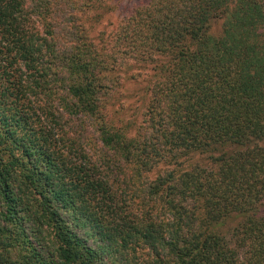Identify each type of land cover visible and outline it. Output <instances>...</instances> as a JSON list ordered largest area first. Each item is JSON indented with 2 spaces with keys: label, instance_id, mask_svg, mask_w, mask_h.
<instances>
[{
  "label": "trees",
  "instance_id": "16d2710c",
  "mask_svg": "<svg viewBox=\"0 0 264 264\" xmlns=\"http://www.w3.org/2000/svg\"><path fill=\"white\" fill-rule=\"evenodd\" d=\"M105 1L0 0V264H264V0Z\"/></svg>",
  "mask_w": 264,
  "mask_h": 264
},
{
  "label": "rangeland",
  "instance_id": "374dc122",
  "mask_svg": "<svg viewBox=\"0 0 264 264\" xmlns=\"http://www.w3.org/2000/svg\"><path fill=\"white\" fill-rule=\"evenodd\" d=\"M142 2L143 0H106L99 9L97 5L94 8L85 11L82 19H84V28L89 39L95 42V44H98V40L101 36L105 38L113 35L129 9ZM220 24L221 21H219L218 25L214 26L213 29H219ZM112 37L113 36H111V39ZM133 73L134 72H132V74ZM153 81L151 83L149 82L148 71L142 73L137 72V74L134 73L131 79H129V77L124 78L123 87L115 93L116 100L111 107L113 111L117 115L121 117L123 116L126 120H140L144 108H146L150 102L151 94L149 89L152 86ZM87 131L90 132L89 128L86 131L81 132L79 138L81 144H83L82 138ZM78 136L79 134L73 137H77L78 139ZM197 160L206 164V160L199 159L198 157H195L193 162ZM62 214L72 230H74L80 237L86 238L90 241L92 236L90 229L83 226L80 220L76 221L68 212H63ZM235 223V220L229 222L225 226V229L232 227ZM90 243L92 245L95 244L91 241Z\"/></svg>",
  "mask_w": 264,
  "mask_h": 264
}]
</instances>
